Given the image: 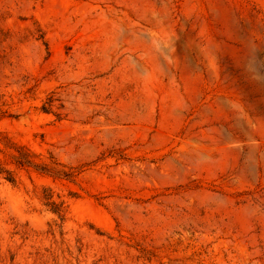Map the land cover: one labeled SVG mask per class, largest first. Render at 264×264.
I'll use <instances>...</instances> for the list:
<instances>
[{"label":"rangeland","instance_id":"obj_1","mask_svg":"<svg viewBox=\"0 0 264 264\" xmlns=\"http://www.w3.org/2000/svg\"><path fill=\"white\" fill-rule=\"evenodd\" d=\"M0 264H264V0H0Z\"/></svg>","mask_w":264,"mask_h":264}]
</instances>
